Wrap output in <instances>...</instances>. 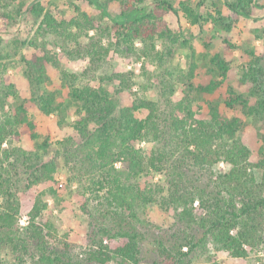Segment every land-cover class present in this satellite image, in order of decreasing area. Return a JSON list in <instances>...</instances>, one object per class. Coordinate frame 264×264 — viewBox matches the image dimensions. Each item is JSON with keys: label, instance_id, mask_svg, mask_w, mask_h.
<instances>
[{"label": "trees", "instance_id": "obj_1", "mask_svg": "<svg viewBox=\"0 0 264 264\" xmlns=\"http://www.w3.org/2000/svg\"><path fill=\"white\" fill-rule=\"evenodd\" d=\"M90 1L111 21L108 34L115 40V51L124 56L131 54L136 60L165 59V53L157 50L158 42L181 45L182 37L173 32L166 15L184 17L193 26L204 20L198 6L194 7L190 0L178 5L172 0ZM253 5H257L256 0H236L228 8L246 15ZM114 6L122 8L121 14L111 11ZM23 8L22 2L18 8H7L0 14L8 22H15ZM213 8L206 22L230 32L232 25L226 22L223 12L215 3ZM27 12L40 20L35 37L28 42L39 52L22 57L32 99L14 108L9 106V98L16 95V90L4 77L7 66L0 62V246L10 249L21 263L29 257L31 264H186L192 254L216 264L220 251L243 259L264 243V150L260 162L251 160V151L240 136L245 126L243 119L223 113L219 104L208 103V119H196L192 93L211 95L228 81L230 63L220 53L211 58L214 78L207 85L193 83L195 64L189 79H179L185 86L183 98L176 104L165 99L172 113L161 122L156 103L137 100L132 106L120 107L103 86H80L79 76L61 70V81L70 88L72 101L77 105L74 129L81 143L76 145L70 138L59 142L60 154L72 181L85 186L91 195L95 193L111 209L103 215L106 221H97L100 225L95 226V237L82 255L73 254L72 245L57 230L44 191L34 196L26 235L12 237L20 208L14 178L22 170L31 187L40 186L54 180L58 165L20 149L5 151L3 158L2 145L9 138L24 134L32 140L41 137L29 114L35 105L47 117L57 115L60 126L66 124L69 109L58 100L57 93L44 90L50 81V68L61 69L57 54L49 46L53 43L67 51L78 40L76 32L88 36L89 31L100 30L99 23L87 14L83 21H58L40 1L28 6ZM49 36L54 37L53 41L48 40ZM138 42L141 48H137ZM183 44L187 45V41ZM227 44L235 49V45ZM97 45L90 43L83 49L84 55L91 58L85 76L96 72L104 61V53L108 54V49L96 48ZM3 59L0 38V61ZM108 79L120 81L123 87L128 82L126 74ZM247 82L258 83L256 63L245 71L242 83ZM164 88L171 94L175 92L170 85L165 84ZM227 93L224 105L228 109H240L255 119L264 116V100L252 105L232 87ZM143 109L150 112L146 119L138 116ZM150 136L160 146L146 155L137 145ZM51 146L46 137L39 147L46 151ZM117 163H121V168H117ZM221 163L228 166L226 171L216 169ZM149 172L164 173L165 184L142 190L136 180ZM56 193V188L49 189L51 196ZM101 193L104 194L100 196ZM149 203L174 212L170 229L159 228L155 233L143 230L146 222L140 219L138 209Z\"/></svg>", "mask_w": 264, "mask_h": 264}, {"label": "rangeland", "instance_id": "obj_2", "mask_svg": "<svg viewBox=\"0 0 264 264\" xmlns=\"http://www.w3.org/2000/svg\"><path fill=\"white\" fill-rule=\"evenodd\" d=\"M38 1L58 21L69 22L73 19L83 21V15L87 14L99 23L100 30L89 31L88 36L85 33L74 31L78 40L71 43L67 51L54 46L53 43L49 46L57 54L61 69L50 68V81L44 90L57 93L58 100L65 103L69 109L66 124L60 126L57 115L47 117L35 105L32 106L29 114L30 118L37 123L41 137L38 140H32L28 134H24L21 137L9 138L2 145L1 156L3 158L6 157L5 151L20 149L39 154L44 162L56 161L58 165L54 180L40 186L31 187L22 170H20L19 176L14 178V181H17L15 190L20 208L15 216L12 237L15 236L17 239L26 235L28 225H23L22 220L25 217L29 220V213L34 205V196L38 192L44 191L47 192L45 199L53 212V221L57 230L64 240L72 245L73 254L82 255L95 237L93 235L97 230L95 226L100 225V223L97 224V221L105 220L103 219L104 213L111 209L95 193L91 195L85 186L72 181L70 169L65 164L63 154H60L62 149L59 142L70 138L76 145L81 143V138L77 130L74 129L77 105L72 101L70 88L61 81V70L79 76L78 84L80 86L85 84L96 88L103 86L119 102L120 107L132 106L137 100L156 103L157 116L161 122L172 113V110L167 107L165 99L176 104L183 98L185 86L179 79L184 77L189 79L191 66L195 64L197 68L195 77L192 79L193 83L196 86L207 85L214 78L210 64L211 58L220 53L230 63L228 81H225L221 88L211 95L192 93L196 119H208V103L219 104L223 113L228 116L242 118L245 126L240 136L251 151V160L253 162L261 161V151L264 150V116L258 119L252 116L247 117L240 109L233 111L228 109L224 105V101L228 97L229 87L234 88L237 93L243 94L251 101L252 105H257L260 99L264 100V0H256L257 5H253L246 15L233 13L228 8V4H232L236 0H190L194 7L198 6L204 20L199 25L193 26L184 17H177L173 13L166 15L165 19L173 32L180 34L182 38L181 45H173L171 42L157 43V50L164 52V57H166L161 61L158 59L151 61L146 58L136 60L131 54L124 56L117 53L114 49L115 40L108 34L111 21L90 0H0V11L7 8L13 10V7L18 8L20 3H24L23 13L16 17L17 21L15 22H8L0 14V38L4 56L0 62L7 66L4 77L15 86L16 90V95L10 97L8 101L11 108L34 97L22 57H30L33 53L39 52L31 48L28 42L35 37L40 20L37 21L27 12L28 6ZM181 1L187 0H172L175 5ZM214 3L223 12L226 22L232 25L230 32H227L222 26L217 27L211 22H206L208 13L215 10ZM148 4H151V1ZM111 11L115 15H119L122 8L114 6ZM53 38V36H49L48 40L53 41ZM185 41H187V45L183 44ZM95 42L98 44L96 48L109 51L108 54L104 53V61L96 72L91 71L85 76L91 66V58L84 55L83 49L88 44ZM227 42L235 45V49L231 50ZM136 45L137 48L142 47L140 42ZM252 63H256L258 75L256 85L250 82L242 83L245 71ZM115 74L127 75L126 87H123L120 81L108 79ZM1 84L0 80V87ZM165 84L170 85V89L173 88L174 94L165 91ZM149 114L150 112L146 109L138 112L141 119H146ZM46 137L50 138L52 146L43 151L39 146ZM148 138L137 145L146 155L160 146L153 141L152 136ZM6 166L7 164L4 162V167ZM117 168H121V163H117ZM216 169L226 171L228 166L221 163ZM165 179L164 173L149 172L138 178L136 183L142 190H147L150 187L155 189L157 184L164 185ZM50 188H56L57 193L51 196ZM103 194L101 193L100 196ZM138 211L140 219L146 222V229L143 230L152 233L158 232L159 228H162L163 231L170 229L175 221L173 211H165L155 203L143 205ZM140 225L139 223L138 226ZM211 248L213 250V246ZM216 256V264H264V243L256 250L250 251L247 258L235 259L224 251L218 252ZM0 264H31V261L29 257H26V261L21 263L10 249L0 246ZM111 264L121 263L116 261ZM186 264H209V262L201 258L199 254H192Z\"/></svg>", "mask_w": 264, "mask_h": 264}, {"label": "built area", "instance_id": "obj_3", "mask_svg": "<svg viewBox=\"0 0 264 264\" xmlns=\"http://www.w3.org/2000/svg\"><path fill=\"white\" fill-rule=\"evenodd\" d=\"M22 224L23 225H28L29 224V221H28V218L25 217L23 220H22Z\"/></svg>", "mask_w": 264, "mask_h": 264}]
</instances>
